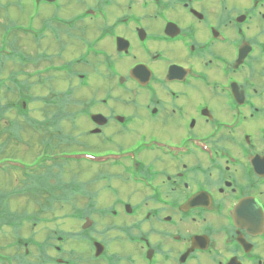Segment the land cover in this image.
Wrapping results in <instances>:
<instances>
[{
	"label": "flooded vegetation",
	"instance_id": "flooded-vegetation-1",
	"mask_svg": "<svg viewBox=\"0 0 264 264\" xmlns=\"http://www.w3.org/2000/svg\"><path fill=\"white\" fill-rule=\"evenodd\" d=\"M27 1L22 56L91 93L101 181L0 264H264V0Z\"/></svg>",
	"mask_w": 264,
	"mask_h": 264
},
{
	"label": "trees",
	"instance_id": "trees-1",
	"mask_svg": "<svg viewBox=\"0 0 264 264\" xmlns=\"http://www.w3.org/2000/svg\"><path fill=\"white\" fill-rule=\"evenodd\" d=\"M19 99L27 100V93L19 91ZM29 100L38 102L37 98ZM39 100L42 101L41 120L31 118L29 110L24 111L18 101L5 104L0 101V139L9 140V128L15 129L17 133L30 128L33 133L40 135V142L44 145V151L31 162L15 161L9 155L0 154V174L14 175V180L21 183L12 192L2 191L0 188V230L7 234L9 229L19 230L27 220L36 223L39 216L55 215L57 208L75 206L80 198L78 195L84 188L77 185V177L68 174L64 166L69 163L79 164V160L70 156L78 150L73 146L76 141L66 135L62 127L64 122H72L66 119V107L71 100L65 95L51 99L48 104H45V99ZM15 198L26 199V204L32 205L31 209L28 206V211H24L23 218L10 208V200H16ZM46 217L45 220H48Z\"/></svg>",
	"mask_w": 264,
	"mask_h": 264
},
{
	"label": "rangeland",
	"instance_id": "rangeland-1",
	"mask_svg": "<svg viewBox=\"0 0 264 264\" xmlns=\"http://www.w3.org/2000/svg\"><path fill=\"white\" fill-rule=\"evenodd\" d=\"M41 10L46 13L48 12L47 8L42 7ZM32 12V8L30 3L27 0H0V49L9 48V23L10 21L19 24V26L23 27L24 23L28 19V14ZM5 24V25H4ZM31 30V27L29 28ZM17 38L18 46L20 48H25L27 52L31 55H34L37 48L35 45H32L28 48L25 44L28 41L21 34L15 35ZM13 36H11V40ZM28 44H31L29 42ZM54 47V46H53ZM50 61V60H49ZM37 61L31 60V64L29 69L25 68V71H28L30 74L29 78H26L21 74L22 77L28 79L33 92L31 93V97H49L50 91L54 92L55 97L58 98L69 92L68 98L72 102L82 103L84 102L89 106L92 102V99L89 98V92L82 90L79 88L78 80H68V77H64L62 75H57L54 77L39 73H34L37 69H43L47 66L48 62L40 61L38 62L39 67L35 64ZM51 64H54V61H50ZM23 71V67L18 64H12L7 62L6 67L3 70H0V79L5 80L7 86L10 85L9 77L15 75L16 73H21ZM44 71V70H40ZM0 101L5 104L8 102H15L18 99V102L22 104V100L16 95L17 92L12 94L6 93V87L0 90ZM42 105L41 104H30L29 106V114L32 118L41 120L43 118V114L41 112ZM77 116L72 120V122L63 123L62 127L64 128V132L68 135L72 140L76 141L73 145L74 148H78L76 151H85L88 147V140L91 139V136L88 133L89 130V122L87 118V112L81 114V106L79 105L74 109ZM14 118V115H12ZM26 122V121H25ZM15 124V122H12ZM9 140L7 138L0 139V154L9 155V158L16 161L31 162L38 155L44 151V145L40 142V135L33 133L30 128L25 129L24 132H18L9 128ZM9 142V144H8ZM78 143V144H77ZM102 147V146H100ZM67 169V173L70 175H75L77 180L83 183H89L91 181H101L100 174H98V168L82 163H69L64 165ZM14 173V172H12ZM13 175V174H12ZM16 177L10 174L1 175L0 174V188L2 191H8L14 188H18L21 186V183L15 181ZM102 185L104 183H101ZM16 199V198H15ZM26 199H16L10 200V208L13 212L17 213L20 218H23L24 211H28L31 209L32 205L26 204ZM57 208L55 214H63L68 212V210ZM34 222L32 220H27L23 223L22 228L17 232L8 231L9 234L4 233V231L0 230V246L4 249V252H9V244H13L15 246L17 244L18 238L15 236L19 234L20 236L27 238L30 236V231L32 230ZM10 238V240H9ZM21 238V237H20ZM7 254V253H6Z\"/></svg>",
	"mask_w": 264,
	"mask_h": 264
}]
</instances>
